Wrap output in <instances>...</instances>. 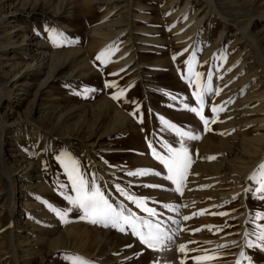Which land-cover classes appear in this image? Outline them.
<instances>
[{"label": "rangeland", "instance_id": "1", "mask_svg": "<svg viewBox=\"0 0 264 264\" xmlns=\"http://www.w3.org/2000/svg\"><path fill=\"white\" fill-rule=\"evenodd\" d=\"M25 1L0 0V83L12 93L1 105L8 124L4 154L0 116V264H72L66 257L76 255L92 264H194L193 257L203 255L216 257L204 264H249L245 257L264 264V251L246 243H260L257 236L264 227L257 215L264 214L259 199L264 193L254 194L258 183L249 180L253 171L257 180L264 171L251 172L264 152V0H214L216 8L208 0H136L132 29L121 17L128 2ZM46 2L56 17L43 14L40 6ZM249 23L247 34L258 49L245 36ZM46 29L64 38L53 43ZM32 42L42 46L31 53ZM105 49L110 52L101 62L96 57ZM44 52L53 56L50 66L26 69ZM185 61H191V70ZM193 72L201 73L202 86L213 89L202 112L210 121L208 130L183 107H199L196 86L189 83L195 80ZM48 73L53 77L42 89ZM213 106L223 111L214 115ZM170 124L200 135L199 140L184 139L191 163L182 194L165 179L168 170L152 154L154 148L166 156L165 145L181 147ZM259 136L257 149L253 138ZM63 153L79 161L84 179L94 182L109 203L123 206L125 214L161 222L168 235L175 233V243L154 251L127 225L120 231L80 219L83 213L64 198L75 193L58 160ZM138 169L149 173L127 175ZM116 185L143 198L157 215L138 208ZM15 186L17 195L11 192ZM166 192L176 193L177 201ZM216 194L220 203L214 201ZM25 197L14 218L11 209ZM43 201L72 208L68 222L62 223ZM13 225L18 260L11 245Z\"/></svg>", "mask_w": 264, "mask_h": 264}, {"label": "snow or ice", "instance_id": "2", "mask_svg": "<svg viewBox=\"0 0 264 264\" xmlns=\"http://www.w3.org/2000/svg\"><path fill=\"white\" fill-rule=\"evenodd\" d=\"M49 32V40L56 42L58 39L64 38V34L58 32L55 29H46ZM56 46H59L57 44ZM110 52V49L102 50L96 57L97 60L103 62L106 54ZM175 59V57H173ZM185 64L189 65V69L191 70V61H185ZM192 75L195 77V80L189 78L190 84H195L196 91L193 93L195 97L196 103L199 107H189L187 103L184 104V110H187L191 113H194L197 117H199L200 121L205 125V130L207 129V125L210 123L208 119L204 117L202 114L204 108V98L207 94H210L213 89L209 85H201L199 80L201 73L193 72ZM113 84L106 83L105 87H113ZM94 91V90H93ZM220 89H216V93L219 94ZM123 94V90L120 94L113 95V99H117L119 95ZM174 98V97H173ZM218 111H223V108H218L213 106L211 108V112L215 115ZM215 123V119L211 121ZM167 123V122H166ZM170 127L173 128L180 136L181 147L173 148L171 146L165 145L167 149V155H161L156 152V150L152 149L153 156L160 161L161 164L168 170V175L165 179L170 180L172 184L175 185V191L177 193L182 194V186L184 184V180L187 174V169L190 166V157L188 153V149L184 146V139L188 140H199L200 135L194 134L190 131H183L178 128L174 124H170ZM223 135V133H221ZM151 148V144H149ZM215 157H208V159H214ZM58 160L61 163V166L64 168L65 174L68 177V181L71 184V191L75 193V196H65L64 198L68 201L73 208L78 209L83 215L80 216V219H88L92 224H103V226L107 227L111 225L112 227L118 228L120 231H124V225H127L131 228V234L139 239V242L143 245L148 246L155 250H160L165 246V240H171L172 237L167 234L166 230L161 226V222L153 223L150 220H141L136 217L134 213L128 212L125 214V209L121 206L119 209L114 207L112 203H109V200L105 197L104 193L100 191V189L95 185V183H89L83 177V174L80 170L79 161L71 156V154L63 153L58 157ZM258 168L260 170H264V163H261ZM149 173L147 169H138L136 171H130L127 173L129 176H144ZM159 175V173H155ZM249 180H255L258 183V187L255 188L254 194L264 193V171H262L261 178L257 180V172L253 171V173L249 176ZM61 188L64 185L60 186ZM117 191H119L122 195H126L127 199L132 200L133 203L136 204L138 208H141L143 211H146L150 216H155L157 213L152 208H147L144 204L143 198H136L131 195H127L124 192V189L120 188L119 185H116ZM249 189H245V192H248ZM259 199L264 201V195H259ZM46 204L48 209L52 211L62 223L68 222L65 217L67 216L69 211H72V208H57L47 201H43ZM165 207H170L165 205ZM258 216L264 218V214L257 213ZM190 217L185 216L184 219L187 220ZM174 223H177L174 221ZM260 227V226H258ZM247 233L245 236L247 237ZM257 240L260 243H253L252 241L246 240L247 246L252 248H259L264 251V227H261V230L257 236ZM186 246L180 245L179 250L181 252L185 251ZM241 257H245V253H240ZM72 261V264H92L91 261L87 260L84 257H80L78 255L72 257H66ZM249 260V264H251L250 258L245 257ZM216 259V257L203 255V256H195L193 257L194 264H204L205 261ZM181 264H184L181 261ZM237 264H240V261H237Z\"/></svg>", "mask_w": 264, "mask_h": 264}, {"label": "bare ground", "instance_id": "3", "mask_svg": "<svg viewBox=\"0 0 264 264\" xmlns=\"http://www.w3.org/2000/svg\"><path fill=\"white\" fill-rule=\"evenodd\" d=\"M25 1V0H24ZM27 1H29V0H27ZM96 1H98V4L99 5H109L110 3L112 4H114V3H116V0H111V1H109V0H95V2ZM122 3H124L125 5H126V3L128 2V5L126 6L127 8H126V10L124 11V12H122L121 13V17H122V19L124 20V21H127L128 22V25L130 26V28L129 29H132L133 27V25H134V19H135V13L133 12V8H134V5H135V2H136V0H120ZM119 1V2H120ZM209 2V4H211V6H213V7H215L216 8V6H215V2H214V0H208ZM26 2V1H25ZM31 2V1H30ZM36 2V1H35ZM44 2V1H43ZM120 2V3H121ZM35 4V3H34ZM26 5H28L27 3H26ZM36 5V4H35ZM119 5V4H118ZM124 5V6H125ZM23 6V5H22ZM41 11L43 12V14H44V11L46 12V13H48L49 15H51V17H56L57 15H58V12L57 11H55V10H53V9H50L49 8V5L47 4V2H46V4L45 3H43V4H41ZM114 7H116V5H114L113 7H110L107 11H106V13L107 12H109V10L110 9H112V8H114ZM32 9V8H31ZM31 11H33V12H37L36 11V8H34L33 10H31ZM39 12V11H38ZM121 20V19H120ZM118 21V23L119 22H121V21ZM117 22V21H116ZM125 23V22H124ZM121 26V25H120ZM249 28H250V23L247 25V27L245 28V36L247 37V39H248V41L249 42H251V44H252V46H256L257 47V49H258V45L257 44H255V39L254 38H252L251 37V34H247V31L246 30H249ZM123 29V28H122ZM122 29H120V31L122 30ZM95 31H94V33L95 34H97L98 33V31H97V29L95 28L94 29ZM120 31H118V32H120ZM29 33V32H28ZM27 34V33H26ZM116 35V34H115ZM26 38V37H25ZM27 40H29V39H27ZM31 41H33V40H35V39H30ZM10 45H15L14 43L13 44H6V45H4L3 47L4 48H7V47H10ZM40 46H42V44L39 42H36V43H31V45H29L28 47H29V51H31V53L33 52V50H34V48H38V47H40ZM26 56H28V57H31L32 56V54H27ZM52 60H53V56L51 55V53H42L41 54V57H40V59L38 60V61H36V62H34L33 64H27V65H29V66H26V69L28 68V69H31V68H33V69H37V70H42L43 68H44V66H50L51 64H52ZM261 60H262V66H263V69H264V55L262 54V58H261ZM34 61V60H33ZM49 71H50V69H49ZM53 71V70H52ZM49 74V73H48ZM53 77V75H52V73L51 74H49V76H47V79L44 81V83H43V86H42V89L45 87V85L49 82V80L51 79ZM0 87H1V90H2V94H1V96H0V116H1V118H2V128H3V135H2V143H3V146H2V153L4 154L5 153V146H4V144H5V139H4V133H5V128L8 126V124H7V122H5V119H4V115H3V113L1 112V105H2V101H3V98L4 97H8V98H10L11 96H12V93L10 92V91H5V89H4V87H3V85L0 83ZM41 90H38V92H40ZM37 92V91H36ZM38 92L35 94V95H37L38 94ZM40 94V93H39ZM252 94V93H251ZM38 96V95H37ZM249 96V95H248ZM249 102H250V100H249ZM249 102H247V103H249ZM34 112V111H33ZM42 112V111H41ZM124 118V117H123ZM94 126V125H93ZM19 135V134H18ZM264 137V136H263ZM261 138H262V136H259V137H255V138H253L254 139V142L256 141V145L261 141ZM262 139H264V138H262ZM255 147V146H254ZM257 149H258V145H257ZM261 157L258 159V160H256L255 161V163L252 165V167H251V172L255 169V168H257L261 163H262V161H264V152H263V154L262 155H260ZM103 167V166H102ZM26 174L28 175V176H30V171H27L26 172ZM221 174V173H220ZM9 180H10V182H12L11 181V175H9ZM246 181V180H245ZM249 181V180H248ZM163 182V186L165 185V187L166 186H168V184L165 182V181H162ZM161 182V183H162ZM248 184H249V182H248ZM12 186V185H11ZM167 189V188H166ZM11 192L13 193V195H17V194H19V189H18V186H15V187H12L11 188ZM243 193H244V191H243ZM245 194V193H244ZM166 195H167V197H168V199L171 201V202H176L177 201V195H176V193H173V192H166ZM244 197V196H243ZM28 201V199H27V197H25L24 199H22V200H20V202H21V204H18L17 205V207L16 206H14L12 209H11V215L15 218L16 217V212H19V210H20V208H22L23 207V205H25L26 204V202ZM214 201H216V203H220L221 202V200H220V196L219 195H215L214 196ZM124 204H125V206L127 207V209L128 210H135L134 209V207H133V205H131L130 203H128L127 201H124L123 202ZM175 204V203H174ZM16 210H18V211H16ZM137 210V209H136ZM134 212V211H133ZM47 214V213H46ZM136 214V216L138 217V218H140L141 220H144L145 219V217L144 216H142V215H137V213H135ZM161 226L164 228V229H166L162 224H161ZM15 225H13V233H12V243H11V245H12V248H13V252H14V256H15V258H16V260H18V252H16L17 251V244H16V239H15V234H14V232H15ZM173 231H175V230H173ZM171 234H169L171 237H172V239L171 240H165V246L163 247V249H168V248H170L174 243H175V239H176V237H175V233L173 232H170ZM167 234H168V232H167ZM243 235V234H242ZM181 239V238H180Z\"/></svg>", "mask_w": 264, "mask_h": 264}]
</instances>
